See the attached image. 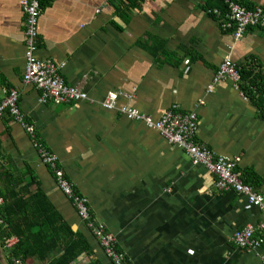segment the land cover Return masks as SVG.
Returning a JSON list of instances; mask_svg holds the SVG:
<instances>
[{"label": "crops", "instance_id": "1", "mask_svg": "<svg viewBox=\"0 0 264 264\" xmlns=\"http://www.w3.org/2000/svg\"><path fill=\"white\" fill-rule=\"evenodd\" d=\"M212 1L40 0L35 57L51 62L66 86L87 97L54 107L41 104L39 92L22 82L21 0H0V100L18 92L25 121L128 264H264V247L243 250L231 241L235 229L264 222L262 212L242 196L215 192L214 178L180 148L120 113L137 110L158 120L178 105L196 114L198 141L216 157L239 158L241 179L253 175L255 186H249L264 198V101H251L230 78L213 82L226 59L264 73V30L245 29L235 40L207 14ZM109 94L117 95L112 111L104 108ZM0 170L25 181L32 176L29 189L19 190L37 191L83 236L89 250L74 264H111L31 136L8 113L0 116ZM2 176L0 189L12 191ZM61 256L57 250L49 259ZM0 264H13L2 239Z\"/></svg>", "mask_w": 264, "mask_h": 264}, {"label": "built area", "instance_id": "2", "mask_svg": "<svg viewBox=\"0 0 264 264\" xmlns=\"http://www.w3.org/2000/svg\"><path fill=\"white\" fill-rule=\"evenodd\" d=\"M223 1L226 5L224 13L217 9L212 11V14L220 19L219 26L223 32L230 33L235 40H238L246 28L264 30V14L260 7L246 10L230 0ZM20 7L25 15L23 84L31 86L39 92L41 104L59 107L86 101L87 97L83 92L64 84L56 67L51 62L41 61L35 57L36 26L41 11L40 0H21ZM224 78H230L235 86H239L238 68L228 59L219 65L213 82ZM116 98L117 95L109 94L104 103V108L112 111L115 108ZM18 100V92L14 89L9 90L8 94L0 100V116L8 113L14 121L21 124L25 132L31 136L32 144L36 148L42 164L49 168L57 188L71 202L79 219L90 234L96 238L104 256L111 264H125L124 255L115 249V238L102 222L92 216L87 200L74 192L71 183L59 165L57 157L40 142L32 124L25 121L24 116L19 111ZM120 113L131 120L144 122L149 128L158 131L169 143L180 148L189 157L192 166L204 168L214 178L213 189L215 192L242 196L249 205L258 208L264 216V198L254 188L243 183L238 171L240 159L216 157L204 143L198 141L196 137V114L183 113L178 105L169 108L158 120L145 116L137 110H121ZM4 226V219L0 214V228ZM231 241L237 248L243 250L264 247V222L258 226L245 225L235 229L231 235ZM4 243L6 249L11 251L15 245V240L10 237L5 239ZM14 264H21V262L14 261Z\"/></svg>", "mask_w": 264, "mask_h": 264}, {"label": "trees", "instance_id": "3", "mask_svg": "<svg viewBox=\"0 0 264 264\" xmlns=\"http://www.w3.org/2000/svg\"><path fill=\"white\" fill-rule=\"evenodd\" d=\"M230 1L246 10L260 7L264 14V6L258 5L252 0ZM211 3L207 7L206 12L211 17L216 18L220 24V19L214 16L212 11L217 9L221 13H224L226 5L223 0H213ZM246 29L252 28L249 27ZM250 66H252V63L240 68L238 67L241 83H239V88L242 89L241 91L247 98L260 104L264 101V73L259 70L255 71ZM0 175H3L2 177H4L3 179L7 185L13 188L10 192L0 189V198L3 201V204L0 206V214L5 223V226L0 228V239L3 241L10 237L17 239V243L10 251L13 264L14 261H20L21 264H26L31 259H36L45 264L47 262L48 264H74L81 254L89 250L88 244L83 236L78 233H73L57 215H54L56 212H54L48 203L45 202V206L42 195L37 191L27 194L19 190V186L27 190L29 189L33 183L32 176L29 181H25V178L21 179L13 176L7 171L0 170ZM28 175L30 176L31 174L29 173ZM242 175L244 184L255 186L251 182V178L254 179L253 175L250 173H243ZM115 249L117 252L123 254L117 249L116 243ZM57 250L62 252V256L50 260V254ZM124 263L128 264L126 257Z\"/></svg>", "mask_w": 264, "mask_h": 264}, {"label": "bare ground", "instance_id": "4", "mask_svg": "<svg viewBox=\"0 0 264 264\" xmlns=\"http://www.w3.org/2000/svg\"><path fill=\"white\" fill-rule=\"evenodd\" d=\"M242 90V89H241Z\"/></svg>", "mask_w": 264, "mask_h": 264}]
</instances>
